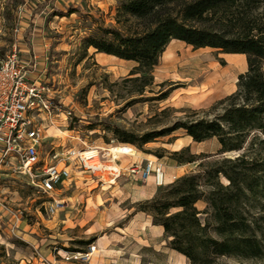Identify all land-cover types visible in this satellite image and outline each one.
Listing matches in <instances>:
<instances>
[{"label": "rangeland", "instance_id": "374dc122", "mask_svg": "<svg viewBox=\"0 0 264 264\" xmlns=\"http://www.w3.org/2000/svg\"><path fill=\"white\" fill-rule=\"evenodd\" d=\"M114 10L115 0H0V55L15 45L19 58L28 62L27 70L37 75L50 96V114L39 119L46 136L40 157L49 160L56 154L55 161L66 148L110 151L118 147L116 164L123 168L129 156L121 153L128 148L134 153L132 159L145 155V160L162 164L164 184L153 183L156 192L181 175L196 173L199 164L203 167L223 156H237L239 152L218 153L214 138L193 142L181 130L140 149L115 138L113 128L140 135L193 113L212 116L219 111L213 105L235 91L246 61L244 55L192 49L171 41L151 72V85L138 94L136 84L128 80L137 76L131 75L133 62L96 53L91 47L85 55L81 50V40L97 24L115 26ZM56 109L69 115L64 119ZM181 148L197 159L179 165L168 152ZM176 167L179 170L172 172ZM70 169L71 180L52 193L63 199L64 208L52 216L43 210L47 199L27 179L0 180V264H95L96 243L111 241H121L130 253H136L139 264H188L170 251L164 235L152 230L149 216L138 212L135 217V204L145 199L130 203L137 195L127 184L139 186L145 181L126 175L111 181L105 171L101 179L73 166ZM130 206L133 209L127 210ZM196 207L202 210L204 203L199 201ZM89 239V245L97 249L87 260L77 257L76 253L88 250L79 241ZM143 240L153 242L146 246Z\"/></svg>", "mask_w": 264, "mask_h": 264}, {"label": "trees", "instance_id": "16d2710c", "mask_svg": "<svg viewBox=\"0 0 264 264\" xmlns=\"http://www.w3.org/2000/svg\"><path fill=\"white\" fill-rule=\"evenodd\" d=\"M113 20L112 27L97 24L81 50L133 62L131 75L137 76L128 80L138 94L151 85V72L171 41L245 56L246 71L235 91L213 105L219 111L212 116L193 113L140 135L112 133L140 149L181 130L193 142L216 139L218 153L239 152L199 164L196 173L157 188L134 207L162 227L168 247L188 264H264V0H115ZM168 154L179 165L197 159L187 148Z\"/></svg>", "mask_w": 264, "mask_h": 264}, {"label": "built area", "instance_id": "2783aa9c", "mask_svg": "<svg viewBox=\"0 0 264 264\" xmlns=\"http://www.w3.org/2000/svg\"><path fill=\"white\" fill-rule=\"evenodd\" d=\"M50 105L48 89L39 79L29 77L15 45L0 55V180L8 176L27 179L36 192L47 199L43 203L45 214L52 216L64 208L63 199L52 193L71 180V166L101 179L102 173L108 172L111 181L126 175L132 180L152 178L155 186L164 184L163 166L157 159L128 161L120 168L116 164L117 156L108 157L97 147L66 148L58 160H52L56 154L49 160L42 159L40 151L46 136L39 119L43 114H50ZM56 110L64 119L69 115ZM121 155L133 156L131 153ZM94 250V245H88L87 251L76 256L87 260Z\"/></svg>", "mask_w": 264, "mask_h": 264}, {"label": "crops", "instance_id": "0c3cea01", "mask_svg": "<svg viewBox=\"0 0 264 264\" xmlns=\"http://www.w3.org/2000/svg\"><path fill=\"white\" fill-rule=\"evenodd\" d=\"M32 12H34V11H32ZM228 55H235V54H228ZM21 62L26 66V68L28 67V62H24L22 60H21ZM29 76L31 79H34L35 78L34 76H37V75H33V73H31L29 71ZM123 153L134 154L128 148H124ZM123 153H121V154H123ZM142 155H144V154H142ZM144 156H139V157L134 156L133 159L130 157L128 160L139 162L141 160L146 159ZM178 170H179V167H176V169L172 172H177ZM127 185L131 186L133 191H134V194L137 195V198L130 201V203L136 202V201L141 200V199H148V198L152 197L155 193V187H153L152 178H148L145 181V184L143 183L139 186L136 184H132V182H129ZM128 196H130V195L128 194ZM132 209H133L132 206H130L127 210H132ZM137 216H138V212H136L135 217H137ZM151 227H152V230L159 233L160 235H163V230H162L161 226L152 224ZM144 241H145L146 246H149L153 242L152 240H149L150 243H148L147 240H143V242ZM142 244H144V243H142ZM141 246H143V245H141ZM96 247H98V249L97 248H95V249H97V252L99 253V258L96 260L95 264H128L129 261H133V260H135V264H139V261H137V259H136L137 254L136 253L135 254L130 253V250L129 249L127 250L126 247L124 245H122L121 241H111L108 244L107 243L104 244L103 242L102 243H96ZM170 251L173 252L174 254L178 255L181 258V260H186L184 256L176 253L175 251H173L171 249H170ZM89 264H91V263H89Z\"/></svg>", "mask_w": 264, "mask_h": 264}, {"label": "bare ground", "instance_id": "6f19581e", "mask_svg": "<svg viewBox=\"0 0 264 264\" xmlns=\"http://www.w3.org/2000/svg\"><path fill=\"white\" fill-rule=\"evenodd\" d=\"M215 72V71H214ZM219 75V74H218ZM190 138V137H189ZM101 150V149H100ZM101 151H103V150H101ZM110 152L112 153V154H110ZM119 152V148L118 147H115V148H113V149H111L110 151L108 150H105V151H103V153L105 154V155H107L108 157H116V154Z\"/></svg>", "mask_w": 264, "mask_h": 264}]
</instances>
